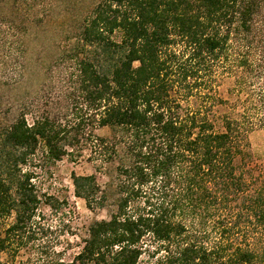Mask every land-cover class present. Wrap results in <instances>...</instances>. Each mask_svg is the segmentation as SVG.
Instances as JSON below:
<instances>
[{"label": "trees", "instance_id": "trees-1", "mask_svg": "<svg viewBox=\"0 0 264 264\" xmlns=\"http://www.w3.org/2000/svg\"><path fill=\"white\" fill-rule=\"evenodd\" d=\"M89 11L74 37L96 52L79 61L80 91L110 135L92 142L96 171L72 179L76 197L108 219L92 221L80 252L57 264H138L145 237L155 264H264V161L252 164L246 149L264 129V0H100ZM215 69L233 78L230 99L205 87ZM180 92L195 104L184 108ZM216 105L226 111L215 115ZM83 127L22 116L3 129L0 220L12 221L0 264H28L8 258L35 231V154L62 160Z\"/></svg>", "mask_w": 264, "mask_h": 264}, {"label": "rangeland", "instance_id": "rangeland-1", "mask_svg": "<svg viewBox=\"0 0 264 264\" xmlns=\"http://www.w3.org/2000/svg\"><path fill=\"white\" fill-rule=\"evenodd\" d=\"M99 1L0 0V136L5 127L22 116L29 124L45 117L68 126L81 118L84 124L79 142L76 139L74 148L62 160L44 161L40 149L35 154L32 183L42 202L31 240L25 237L18 252L10 253V263L71 262L82 249L88 225L94 220L108 219L106 209L93 213L83 199L76 197L72 179L73 175L88 176L96 171L92 142L95 136L110 135L108 128L97 126L96 112L88 108L80 91L79 61L94 57L95 48L83 47L74 38L84 17ZM204 79L205 87L217 98L230 99L233 78L215 69ZM182 95L180 92L178 99L184 108L195 104V97L186 101ZM223 111V105L213 108L215 115ZM247 142L251 163H262L264 129L250 132ZM101 173L97 172V181L103 186L108 180ZM43 195L52 198L55 209L43 203ZM111 203L109 198L106 205ZM11 221L12 218L0 220V234ZM143 243L149 250L142 254L138 264H155L152 239L145 237ZM5 257L2 255V260Z\"/></svg>", "mask_w": 264, "mask_h": 264}]
</instances>
